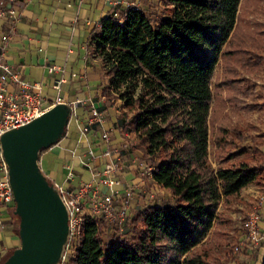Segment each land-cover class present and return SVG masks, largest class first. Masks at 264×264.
Instances as JSON below:
<instances>
[{"label":"trees","instance_id":"trees-1","mask_svg":"<svg viewBox=\"0 0 264 264\" xmlns=\"http://www.w3.org/2000/svg\"><path fill=\"white\" fill-rule=\"evenodd\" d=\"M162 1L161 12L112 8L92 30L88 53L102 63L96 98L121 102L119 153L126 158L139 152L149 159L152 185L169 191L172 199L136 212L130 219L132 236L114 235L109 241L106 223L87 213L73 254L62 264H228L237 259L234 250L227 258L209 252L206 238L219 221L220 206L263 177L264 151L256 148L260 164L223 166V157L217 168L211 165L212 78L222 58L220 86L240 92L242 71L264 69L259 45L264 21L256 32L243 34L241 0ZM103 108L98 106L100 112ZM237 137L246 140L240 131ZM225 144L223 136L216 138L218 150Z\"/></svg>","mask_w":264,"mask_h":264},{"label":"crops","instance_id":"crops-1","mask_svg":"<svg viewBox=\"0 0 264 264\" xmlns=\"http://www.w3.org/2000/svg\"><path fill=\"white\" fill-rule=\"evenodd\" d=\"M152 1L16 0V16L0 17V34H10L5 60L21 73L24 80L42 84V94L47 104L62 97L73 108L67 135L41 153L40 165L56 184L76 188L86 184L90 186L87 212L93 206L95 192L99 193V197L113 190L118 192L115 197L118 209L125 205L127 189H132L134 196L129 203L131 217L146 208L138 207V197L148 184H152V179L143 178L132 167V170H128L123 162L113 160L120 155L119 148L124 144L116 127L118 116L105 107L101 115L109 112L111 119L101 121L100 129L88 123L92 106L105 105L104 98H96L100 93L98 85L103 78L102 63L88 53V46L92 30L112 8L128 6L133 2L151 5ZM58 82L59 88L56 87ZM86 128L87 131L84 130ZM104 132L109 134L108 139L102 138ZM110 163L117 164L113 172L107 169ZM162 191L171 196L169 191ZM146 194L149 195L148 192ZM10 208V205L0 203V264L21 244L13 228ZM262 212L264 214V209ZM261 228L264 232V221ZM257 247V251H260L258 259L253 261V256H240V260L248 258L247 264L256 261L262 264L264 238Z\"/></svg>","mask_w":264,"mask_h":264},{"label":"rangeland","instance_id":"rangeland-1","mask_svg":"<svg viewBox=\"0 0 264 264\" xmlns=\"http://www.w3.org/2000/svg\"><path fill=\"white\" fill-rule=\"evenodd\" d=\"M241 4L242 7L239 19L241 32L243 34L251 32L252 34L256 32L257 23L264 21V0H241ZM140 7L146 11L154 9L157 10V12H161L165 5L162 0H154L151 2V5L142 2ZM260 38L261 42L259 45L263 49L264 37L260 35ZM223 72V59L220 58L212 78L213 100L209 148L210 163L214 168H217L220 158L226 157L223 166H231L241 161H253L256 164H260L258 155L256 154V148L264 151V69L256 72L242 71L240 76L244 86L240 92L232 88L229 89L220 86L223 79ZM120 104L121 102L119 100L105 101V107L110 108L114 116L120 114ZM109 116V112H106L100 117L102 121H104L105 119H111ZM100 124L101 122L95 121V126H99V129L101 127ZM224 131L226 133H224ZM238 131L246 136L245 141H241L237 137ZM219 136H223V141L226 143L225 148L220 150L216 147V138L218 139ZM239 150L240 152L242 151L240 155H235L229 159L234 152H239ZM119 157L121 159H118ZM113 160L116 163L123 162L122 164H124L125 168L128 170L133 169L136 174H141L143 178L149 177L147 175V169L153 166L151 161L139 152L131 153V156H127L126 158L120 154L116 158H113ZM130 167H132V169H130ZM148 185L139 194L138 199L140 201L137 203L139 208L172 199L167 192L162 191L165 189H159L152 184ZM147 192L149 193L148 196L146 194ZM117 195L118 192L116 196ZM263 196L264 173L262 178L250 184L238 195L231 197L229 202L220 206L219 221L207 236V246L205 248L210 250L209 252H214L223 258L229 257L232 254L231 252H233L232 250L235 251V247L244 238V221L249 212L259 207L262 213V221H264V214L262 212L264 209V202H261V197ZM133 197L134 196L131 195L130 199ZM127 198L126 196L125 199ZM130 199L128 200V205L131 202ZM115 202H117V199ZM116 206L117 204L115 207ZM116 212L119 214L118 210ZM121 217L122 216H120V218ZM127 217L128 220H123L122 224L110 222L100 217L107 225V233L104 236L105 241H109L114 235L122 237L132 236L130 219L133 216L131 217V213L128 212ZM127 217L125 216V218ZM14 230L16 233L18 232L17 229L14 228ZM261 247H263V245L260 246V249ZM257 248L259 247H255L251 254H241L235 251L232 255L237 256L236 261L228 264H247L248 258L240 260V256H253V261L258 259L260 251H257ZM198 249L201 248L198 247ZM71 254V252H68V258ZM253 264H261V262L259 263L256 261Z\"/></svg>","mask_w":264,"mask_h":264},{"label":"water","instance_id":"water-1","mask_svg":"<svg viewBox=\"0 0 264 264\" xmlns=\"http://www.w3.org/2000/svg\"><path fill=\"white\" fill-rule=\"evenodd\" d=\"M72 115V106L61 102L1 137L15 200L10 214L21 241L3 264H62L71 236L69 210L40 156L67 135Z\"/></svg>","mask_w":264,"mask_h":264},{"label":"built area","instance_id":"built-area-1","mask_svg":"<svg viewBox=\"0 0 264 264\" xmlns=\"http://www.w3.org/2000/svg\"><path fill=\"white\" fill-rule=\"evenodd\" d=\"M16 0H8L6 2H0V17L8 18L14 17L17 13L15 4ZM132 5L136 8H141L139 4L133 2ZM10 41V34H0V203L5 205L15 206L14 193L9 182V169L2 156V143L1 137L3 133L11 129H17L24 126L34 119L40 117L47 110L52 108L58 103L64 102L62 97H57L50 103H46L42 94V84L39 82H28L24 80L19 71H16L5 60V51ZM14 89H11V87ZM59 88V82L56 85ZM101 112L98 110V106L93 105L90 109L88 123L90 125L95 124V121L101 122ZM87 131V128L84 129ZM109 134L104 132L102 134L103 139H108ZM109 172H113L117 169V164L110 163L107 167ZM154 167H148L147 175L152 177V171ZM62 195V198L69 210V224H70V241L67 247L66 254L62 262L71 258L74 248L80 238L81 228L84 220V216L87 213L103 217L110 222L123 223V220H128V200L133 195V190L125 191L126 199L125 205H122L120 209H116L115 197L117 192L109 194H103L98 196V192L93 195V206L89 212L86 210V204L88 203L87 197L90 194V186L87 184L82 188H76L74 186H64L57 184ZM261 202H264V196L261 197ZM118 210L119 214L116 212ZM120 216H122L120 218ZM125 216L127 218H125ZM262 213L259 207L250 211L246 220L244 221V238L235 247V251L238 253L251 254L255 247L259 246L264 238V232L261 228ZM68 252L72 254L68 258ZM250 264V263H248Z\"/></svg>","mask_w":264,"mask_h":264}]
</instances>
